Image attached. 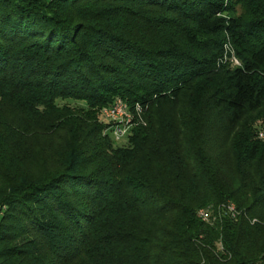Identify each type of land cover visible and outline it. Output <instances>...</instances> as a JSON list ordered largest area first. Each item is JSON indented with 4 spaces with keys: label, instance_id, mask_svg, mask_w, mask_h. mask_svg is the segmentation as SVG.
<instances>
[{
    "label": "trees",
    "instance_id": "obj_1",
    "mask_svg": "<svg viewBox=\"0 0 264 264\" xmlns=\"http://www.w3.org/2000/svg\"><path fill=\"white\" fill-rule=\"evenodd\" d=\"M262 113L264 0H0V264H264Z\"/></svg>",
    "mask_w": 264,
    "mask_h": 264
},
{
    "label": "rangeland",
    "instance_id": "obj_2",
    "mask_svg": "<svg viewBox=\"0 0 264 264\" xmlns=\"http://www.w3.org/2000/svg\"><path fill=\"white\" fill-rule=\"evenodd\" d=\"M241 14H243V11L237 7L236 8V13L235 16H240ZM221 47H222V53L221 55H219L215 61L217 67H228L230 69L233 68H238L241 67L242 64L240 62V60L237 58L234 49L232 48V46L230 45V43L227 40H223L222 43H220ZM122 105H121V104ZM58 106H63V105H68V106H76V103L70 102V101H58L57 102ZM113 106H120L126 107V114L129 115L131 114V123L130 126L126 127V130L123 129V126H121V132H119L118 130L114 131L115 125L117 124V122L113 119H109L106 118L105 115L103 114V111L113 107ZM139 110H130L128 109L127 105L121 101L120 99H116L115 101H113V103L110 104V106L105 107L101 110V114L103 117V122L106 123L108 125L107 129L105 130V132L109 135V137L111 138V143L113 145L114 148L116 147H123L126 146V139H127V133L130 130V128L132 127V123H133V118L138 116L139 117ZM132 112L134 113V115L132 114ZM262 115H264V113H262ZM256 116H252V119H256ZM105 117V118H104ZM259 119L256 121L255 127H256V134L258 139L260 140H264V116H258ZM139 120V118H138ZM109 121V122H108ZM112 131V132H111Z\"/></svg>",
    "mask_w": 264,
    "mask_h": 264
},
{
    "label": "built area",
    "instance_id": "obj_3",
    "mask_svg": "<svg viewBox=\"0 0 264 264\" xmlns=\"http://www.w3.org/2000/svg\"><path fill=\"white\" fill-rule=\"evenodd\" d=\"M104 111H108L109 115L111 116V119L115 120L117 124V130L121 132V126H123V129L126 130L127 127V116L125 114V107H119V106H113L110 107ZM128 128V127H127ZM204 215V217H207L206 214H201Z\"/></svg>",
    "mask_w": 264,
    "mask_h": 264
},
{
    "label": "bare ground",
    "instance_id": "obj_4",
    "mask_svg": "<svg viewBox=\"0 0 264 264\" xmlns=\"http://www.w3.org/2000/svg\"><path fill=\"white\" fill-rule=\"evenodd\" d=\"M121 104V103H120ZM122 105V104H121ZM120 107V106H119ZM123 107H125V106H123ZM103 114L105 115V117L106 118H109L110 120H111V116L109 115V112L108 111H103ZM125 114H126V107H125ZM126 116H127V126H130V123H131V114L129 115V112H128V114H126ZM104 117V118H105ZM109 122V121H108ZM115 130H117V126H115V128H114V131ZM112 132V131H111ZM201 214H203V212H201L200 213V217L203 219V220H205V217H204V215H201Z\"/></svg>",
    "mask_w": 264,
    "mask_h": 264
}]
</instances>
